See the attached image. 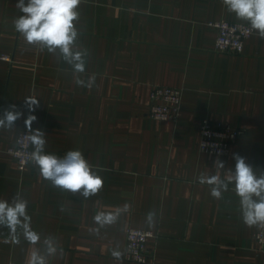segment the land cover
<instances>
[{"label": "crops", "instance_id": "obj_1", "mask_svg": "<svg viewBox=\"0 0 264 264\" xmlns=\"http://www.w3.org/2000/svg\"><path fill=\"white\" fill-rule=\"evenodd\" d=\"M17 0H0V115L9 105L21 113L15 129L0 130V198L19 191L28 201L32 227L53 234L64 249L50 264H142L125 259L129 227L148 229L154 264H264L259 226H246L234 192L217 200L198 177H227L238 154L264 169V39L253 33L240 54L215 49L218 20L243 22L221 0H86L80 6V42L88 48L92 88L58 71L54 56L24 44L12 21ZM246 23V22H244ZM183 88L177 122L150 117L155 85ZM30 100H36L31 103ZM42 130L46 151L79 149L104 179L102 191L84 199L50 186L28 165L19 169L8 149L28 128ZM205 118L244 128L219 156L199 149ZM219 159L225 168L218 170ZM131 209L116 225L90 233L97 211ZM63 207L64 211H61ZM119 247L123 255H111ZM30 246L0 229V264H26Z\"/></svg>", "mask_w": 264, "mask_h": 264}, {"label": "clouds", "instance_id": "obj_2", "mask_svg": "<svg viewBox=\"0 0 264 264\" xmlns=\"http://www.w3.org/2000/svg\"><path fill=\"white\" fill-rule=\"evenodd\" d=\"M86 0H17L16 8L21 15L12 21L15 32L23 38L24 44L41 53L55 57L58 71L71 77L79 87L92 88L96 83V74H87L86 65L90 52L80 42L82 31L78 27L81 19L80 6ZM226 11L236 19L246 22L251 32L264 39V0H221ZM36 103V100H30ZM21 113L15 105H9L0 115V130L15 129V122ZM35 116L25 121L29 131L26 139L30 142V163L50 186L61 192L79 194L84 199L98 195L104 187V179L94 169L79 149H71L57 155L46 152L47 139L42 130H32ZM234 168L227 177L219 174H201L197 179L201 185H207L210 195L223 199L226 192L232 191L238 197L242 222L249 227H264V169L257 171L246 159L238 154L233 156ZM214 167L225 168L217 159ZM131 209L124 204L122 209L97 211L92 217L95 227L90 233L101 236V230L116 225L120 217ZM61 211H64L63 207ZM148 229H155L157 213L150 210L145 216ZM0 229H6L12 241L19 245L21 239L30 246L26 255V264H50L52 258H63L64 249L53 234L43 235L32 227V217L28 212V201L17 191L11 200L0 198ZM111 255L117 260L123 253L119 247L113 248Z\"/></svg>", "mask_w": 264, "mask_h": 264}, {"label": "built area", "instance_id": "obj_3", "mask_svg": "<svg viewBox=\"0 0 264 264\" xmlns=\"http://www.w3.org/2000/svg\"><path fill=\"white\" fill-rule=\"evenodd\" d=\"M217 29L215 49L220 52L240 54L244 51L245 41L254 32L244 22L218 20L210 23ZM0 59L12 61L10 53L0 51ZM183 88L170 85H155L151 91V104L149 116L160 120H171L177 122L182 113ZM29 129L26 128L19 134L17 142L8 149L17 160L19 169L24 170L30 165V152L32 151L30 142L26 139ZM245 129L232 127L231 125L215 123L209 118H205L201 125V136L199 149L203 152L213 153L223 156L229 153L232 143L244 133ZM63 155L66 151L53 152ZM155 236L150 229L129 227L127 230V243L125 259L142 264H154L155 252L151 249L147 240ZM255 237L262 247H264V227H259ZM10 264H15L11 261Z\"/></svg>", "mask_w": 264, "mask_h": 264}]
</instances>
